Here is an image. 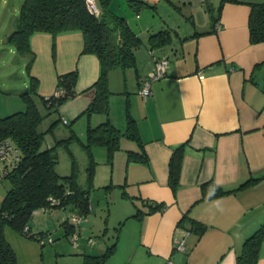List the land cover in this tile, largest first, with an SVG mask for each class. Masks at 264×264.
<instances>
[{
	"label": "crops",
	"instance_id": "0c3cea01",
	"mask_svg": "<svg viewBox=\"0 0 264 264\" xmlns=\"http://www.w3.org/2000/svg\"><path fill=\"white\" fill-rule=\"evenodd\" d=\"M194 1L134 0L131 6L127 0L136 27L109 5L125 18L141 43L134 51L135 68L109 71L108 115L82 114L94 96L91 85L99 76L100 60L93 53L82 52L81 31L55 37L35 32L30 37L31 51L26 53H18L8 43V60L21 54L16 58L17 68L24 67L26 77L16 80L18 76L11 71L14 65H8L7 75H0V113L24 109L19 94L29 82V61L30 74L38 79V93L45 97L56 92L58 74L78 70L77 94L52 113L59 119L57 124L68 129H57L56 124L51 135L46 132L44 148L75 134L78 140L69 146L72 151L83 149L87 126L106 118L122 133L111 165L104 146L92 147L97 171L100 164L111 170L122 165L123 169L122 176L118 173L115 205L109 208L117 223H123L118 231L122 239L101 264H168V260L173 264H235L241 242L264 223V41H250L247 23L251 3L264 0H200L205 2L204 9ZM143 6L155 8L156 21L142 20ZM16 19L15 14H8V32L0 34L3 43ZM216 22L218 29L214 28ZM160 30L168 31L169 40L152 47L148 38ZM161 55L169 59L167 73L152 82V94L144 98L139 93L140 80L153 68L154 57ZM4 66L3 61L0 68ZM128 116L135 120L137 140L124 134ZM184 142L179 185L173 191L168 183V162L173 148ZM129 151L141 154L130 160ZM250 177L257 180L239 187ZM110 179L113 183L112 173ZM209 180L235 190L203 198L202 184ZM128 199L132 205L127 209L124 202ZM146 202L163 203L164 207L143 214L142 219L133 216L138 208L146 211ZM74 213L70 205L33 211L29 228L36 236L49 233L53 237L49 246L5 226L4 235L17 263L84 264L85 255L104 253L112 242L108 235L112 232L95 234L94 230H101L93 228L91 217L75 225L71 220ZM197 223L206 225L201 234L193 230ZM185 229L190 230L186 250L179 251L174 243ZM259 255L257 264H264V244Z\"/></svg>",
	"mask_w": 264,
	"mask_h": 264
},
{
	"label": "trees",
	"instance_id": "16d2710c",
	"mask_svg": "<svg viewBox=\"0 0 264 264\" xmlns=\"http://www.w3.org/2000/svg\"><path fill=\"white\" fill-rule=\"evenodd\" d=\"M112 0H99L100 14H91L84 0H23L15 22V28L7 35L10 43L18 53L31 51L30 37L35 32H49L54 37L63 32L79 30L84 37L82 52L93 53L100 60V73L91 87L94 96L83 113L108 115L109 96L111 94L108 74L113 68L136 67L135 49L141 40L121 17L109 8ZM134 0H128L132 6ZM249 39L251 42L264 41V1L252 2L248 17ZM168 31L160 30L150 34L148 40L152 47L168 42ZM31 61L27 64L29 73L28 85L20 92L25 107L4 116H0V140L10 139L19 151L16 165L2 178L7 179L9 188L0 204V264H18L14 249L4 235V227L10 226L22 233L34 210L38 208L72 206L77 214L84 217L90 211L89 194L95 170V158L92 147L96 145L106 148V161L112 164L115 151L119 148L122 133L115 128L108 118L102 123L86 129L85 140L81 141L87 157L88 186L82 187L77 180V167L72 159L71 171L61 175L56 171L58 161L57 145L69 149L72 141L78 140L75 134L56 140L51 147L44 148V136L57 124L55 119L46 131H40L43 119L58 110L60 104L74 97L78 70L76 68L57 75L56 88L59 91L47 97L38 93V79L30 74ZM126 136L139 139L135 120L128 116ZM187 142L173 148L168 162V183L173 191L179 185L180 170ZM70 150V149H69ZM71 152V151H70ZM136 151L128 152V159L139 158ZM146 160V157L142 158ZM257 180L250 177L239 187ZM111 185H106L108 188ZM238 187V188H239ZM235 189H224L209 180L202 184V197H214L233 192ZM50 196L59 200L51 205ZM146 211L137 209L133 216L142 219L143 214L162 210L163 203H144ZM182 218L181 221H183ZM180 221V222H181ZM179 222V223H180ZM206 228L204 223L193 225V230L201 234ZM110 244L101 255H85L84 264H101L114 251L118 239ZM235 264H257L260 249L264 244V223L241 242Z\"/></svg>",
	"mask_w": 264,
	"mask_h": 264
},
{
	"label": "rangeland",
	"instance_id": "374dc122",
	"mask_svg": "<svg viewBox=\"0 0 264 264\" xmlns=\"http://www.w3.org/2000/svg\"><path fill=\"white\" fill-rule=\"evenodd\" d=\"M22 2H23V0H0V34H2V32H5V33L8 32V14L9 15L15 14V17L18 16L19 9H20ZM194 2L198 3L201 7H203V9L205 8V2H201L200 0H195ZM97 4H98V6H100L99 0H97ZM110 4H111L115 13L120 14V15L124 14L126 17H129L130 24L132 26L136 27L135 21L133 20L134 11H132L128 7L127 0H112L110 2ZM179 6H182V4H179ZM142 8L145 9L143 11V14H142V20L148 19V18L150 20V18H151V22L156 21L158 16L156 15L155 8H149V7L146 8L144 6ZM173 11L178 12L179 9L174 8ZM0 47H1L0 54L2 55V58H0V63L3 61L6 63V66L0 68V75H7L8 74V65L9 66L14 65L15 68L12 69L11 71H13L12 73H14L15 75L18 76L19 79H16V80L19 81L22 75H23V77H26L24 67L19 66V68H17L19 61L16 58L22 57L21 54H18V53L15 54L16 55L15 60H13V56H14V54H13L10 56V58L8 60L7 38H5V42L3 43V41L0 37ZM0 104H1V100H0ZM13 110H16V109H13ZM0 114L6 115L8 113H0ZM53 120H55V119H54V116L52 115V113L49 114L48 116H46L43 119L42 123L39 125V127H38L39 130L45 129L44 131H46L48 129V127H50V124L52 123ZM55 127H56V125L51 129V131L47 130V132H48L47 134L51 135L53 133V130H56ZM59 128L60 129H68L62 123L57 124V129H59ZM69 149H67L63 145H57L56 151H57V155H58V162H57L56 171L58 173L60 172L61 175L64 173L70 172L71 166H72V159H74L76 167H77L78 183L82 187H87L88 186V177H87V168L86 167L88 164V157H87L85 151L81 148H77V150L72 151V148L69 146ZM94 160H95V170H94V176L92 178V186L90 187L91 189H90V194H89V199H90V203L92 204V206H91L90 211L85 216V218L91 217L94 220L93 221V223H94L93 228H97V229L101 230V231L94 230L96 232L95 234H101V232L104 230L111 231L113 234L109 233L108 235L112 237V242H111V244H112L114 241H116V235H117L118 228H120V232H121V229L123 227V225H122L123 223H117L118 221H117L116 217L114 216L113 211L109 212V208L110 207L113 208L112 206H114L115 202H116L114 199L116 198V195H115L116 189L115 188L118 186L117 185L118 173L120 176H122L123 169H122V165H121V168H120V166L116 165L115 169L113 168V170H111L106 164H100L99 165V171H97V168H96L97 167V160H96V158ZM111 173H112V179H113L112 182L113 183H111V179H110ZM97 182H99V183H97ZM106 184L111 185L112 186L111 189L106 188L105 187ZM8 188H9L8 180L6 178L0 179V204H1V201H2L3 197L5 196ZM109 192L112 195L109 196ZM100 193L104 194V195L100 196ZM105 195L107 197H105ZM124 203L127 206L129 205V207H126L127 209L130 208L132 205L131 200H129V199L126 200ZM127 225L125 226V229H126ZM122 236L123 235H121V237ZM119 237H120V233H119ZM119 237L117 239V242H120L122 239V238L119 239ZM191 238H192V236H191ZM52 239H53V237H52ZM45 243L49 246L50 242H49L48 238L46 239Z\"/></svg>",
	"mask_w": 264,
	"mask_h": 264
},
{
	"label": "built area",
	"instance_id": "2783aa9c",
	"mask_svg": "<svg viewBox=\"0 0 264 264\" xmlns=\"http://www.w3.org/2000/svg\"><path fill=\"white\" fill-rule=\"evenodd\" d=\"M86 7L88 11L98 16L100 14V7L97 4V0H84ZM204 1V0H202ZM220 27L219 24L214 23V28L218 29ZM169 59L165 55L154 57V63L153 68L151 71H149L145 76H143L140 80V86H139V93L144 97L147 98L152 94L151 90V84L152 82L159 80L163 78L168 69ZM59 91L56 90V94ZM66 121V120H65ZM19 159V151L13 141L10 139H3L0 140V179L4 178L8 172L16 165L17 161ZM51 205H55L59 203V200L56 199L53 196H50L48 198ZM84 216L74 213L71 215V220L74 222V224H78L81 221H83ZM22 234L27 237H35L39 244L43 245L46 242V239L48 238L49 242H52L53 239L49 233H42L38 236H36V233L31 231L29 228V225L26 224L22 229ZM190 230L185 229L182 235L175 240L174 248L179 251H185V240L186 237L189 235ZM76 234L72 236V240L74 241L76 238ZM168 264H173L171 260H168Z\"/></svg>",
	"mask_w": 264,
	"mask_h": 264
}]
</instances>
